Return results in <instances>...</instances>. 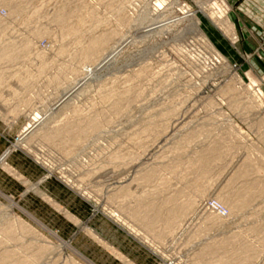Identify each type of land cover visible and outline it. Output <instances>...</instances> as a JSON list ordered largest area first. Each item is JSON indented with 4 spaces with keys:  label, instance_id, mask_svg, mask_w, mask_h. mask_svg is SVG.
Returning a JSON list of instances; mask_svg holds the SVG:
<instances>
[{
    "label": "rangeland",
    "instance_id": "obj_1",
    "mask_svg": "<svg viewBox=\"0 0 264 264\" xmlns=\"http://www.w3.org/2000/svg\"><path fill=\"white\" fill-rule=\"evenodd\" d=\"M15 1H0V51L31 48L0 67L1 264H264V5L77 0L58 22L68 0ZM247 186L230 210L222 198ZM149 205L152 228L134 215Z\"/></svg>",
    "mask_w": 264,
    "mask_h": 264
},
{
    "label": "bare ground",
    "instance_id": "obj_2",
    "mask_svg": "<svg viewBox=\"0 0 264 264\" xmlns=\"http://www.w3.org/2000/svg\"><path fill=\"white\" fill-rule=\"evenodd\" d=\"M0 1H2V0H0ZM23 1L24 0L15 1V4H17V7L20 6V5L22 6ZM62 5L63 6H70L72 8L70 10H65L63 12H61V10H59L58 12L56 11V13H54V18L58 22H63V17L65 15L71 16L73 14H76V13H73L75 11V9H78V8L80 9V3L77 0H68L67 2H65ZM200 6H202V5H200ZM206 9H207L206 12H208L211 15V17L214 19V21L216 22L215 24H217L219 26V28H221V30L224 33L230 35L232 38H236V36H235L236 34L234 32V26H233V24L230 21H228L229 19H227L226 17L221 16L220 13L217 11L215 6H211V7L207 6ZM10 10H11V7H10ZM85 19L87 20V18H85L83 15H81L80 17L77 18V21L75 23L74 22L72 23V25L70 26V29H72V30L75 29V28L83 29L85 23L87 22ZM3 20H4L3 17L0 15V28L3 27V25H4L3 24V22H4ZM121 23H127V21L122 19ZM192 23L194 24V26L191 25V27H193V30L195 31V33H199V31L201 30L200 25H199L200 23L197 22V21H193ZM109 32L111 34H107V33H104V32L101 33L100 36H99V40L100 41H98V43H101V45H104V44L110 42L109 39L115 40L117 34L115 32H111V31H109ZM110 35H112V36H110ZM25 47L27 49L28 48L30 49L31 48V44L28 43L27 41L26 42L12 41L11 43H7L6 45H4L3 48L0 51V67L5 68V67H8V66L11 67V66L17 65L18 64L17 57L19 56V54L23 51V48H25ZM96 47L97 46H96L95 43H93L92 45L89 44V46L87 47V49H89V51H87V52L90 53L91 52L90 50L91 49H95ZM87 57L88 56H86L85 59H87ZM21 80H23V79H21ZM73 126H75V125H73V124L66 125L63 128V130H62L63 132H60V133H67L69 131H73L74 130ZM91 126L92 125H90V123H87V124L84 125V127H83L84 129L83 130H93V128H91ZM56 131L59 132L60 130H56ZM221 138L222 137H220V139ZM228 138L226 140H229ZM223 143H226V142H223ZM212 144H214V143H212ZM218 145H221V144L216 143V140H215V144L211 145V147L209 146L210 149L208 151L211 153V150L214 151L217 148H218V150H220L219 149L220 146L218 147ZM221 147H222V145H221ZM220 151H222V150H220ZM209 152H207V153H209ZM219 156H221V154ZM217 157H218V155H217ZM208 163H209V161L206 159L205 161H203L202 166H205ZM243 167H244V165L242 166V168ZM253 167H257V166H255V164H253L252 167H250V168H253ZM261 169H257V170L259 171ZM253 170H254V168H253ZM250 171L251 170L248 169V167H247V168L241 170L240 175H242L244 177L246 175L248 176ZM198 173H200L201 176H204V175H206L207 171L202 169V170L198 171ZM256 185L258 186L256 191H262L263 190L264 183L263 184H261V183L255 184V186ZM250 189L252 190V188L247 186V187H245L242 190L241 193L238 194L237 197L234 198V197L224 196L222 198V201L227 204V206L229 207L230 210H233V211L234 210H238L239 207L243 206L246 202L249 201V197L251 196V190ZM149 206H143V207L138 208L134 212V215H135V217H137V219L142 220L145 223L146 227L152 228L153 225H155L157 223V221L159 220L160 213H162L163 210H162V206H155V207H152L151 205H149ZM190 206H191L190 203L185 202V203H183L182 206H178L176 208H168V209H166V212H165L166 213V219H165V222L163 223L162 227L170 228V227L175 226L179 222V217L180 216L182 217V213L184 211H186V209H188ZM150 210H152L154 212L149 213ZM4 260H5V256L4 257L0 256V264L3 263ZM14 264H25V263L24 262H16ZM218 264H232V263L230 262V259H224L223 258V259H221V261Z\"/></svg>",
    "mask_w": 264,
    "mask_h": 264
},
{
    "label": "crops",
    "instance_id": "obj_3",
    "mask_svg": "<svg viewBox=\"0 0 264 264\" xmlns=\"http://www.w3.org/2000/svg\"><path fill=\"white\" fill-rule=\"evenodd\" d=\"M252 0H229V3L231 5H233V8L234 10L239 13V12H247V9H246V5H248V3L250 4ZM264 1V0H263ZM259 4H263L264 5V2H262L261 0H259L258 2ZM260 11L262 13H264V6H263V11L262 9H260ZM249 12V11H248ZM264 35V34H263Z\"/></svg>",
    "mask_w": 264,
    "mask_h": 264
}]
</instances>
